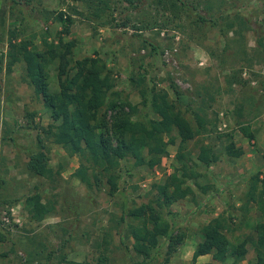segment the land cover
<instances>
[{"label":"rangeland","instance_id":"rangeland-1","mask_svg":"<svg viewBox=\"0 0 264 264\" xmlns=\"http://www.w3.org/2000/svg\"><path fill=\"white\" fill-rule=\"evenodd\" d=\"M39 2L40 9L45 5L72 14L74 20L65 40L76 41L74 59L97 56L106 65L114 81L107 104L110 99H119L141 111L146 108L148 91L155 87L180 101L184 115L194 127L190 111L202 106L207 123L205 130L183 145L173 131L175 142L168 144L167 153L159 162L137 166L126 157L108 173L96 167L98 179L90 177L88 186L74 175L85 159L70 155L66 147L44 137L41 128L52 123V119L29 84L24 64L16 63L7 70L3 58L0 264H20L27 259L31 264H68L72 260L92 264H162L167 240L160 239L162 247L157 255L136 251L130 230L140 228L141 222L125 213L154 201L153 184L162 182L180 166L176 159L180 151L190 156L187 164L196 177L195 182L188 180L193 189L190 196L161 209L174 232L185 235L169 264H191L193 250L202 240L201 227L215 218L220 219L222 231L231 243L247 241V252L239 261L230 257L223 262L206 254L199 256L196 264H259L254 243L261 233L260 224H264V210L258 203L247 202V192L254 176L259 179L258 186H264V0H176L191 10H171L167 4L163 8L157 0H143L137 6L112 0L110 7L116 8L103 25L95 22L92 12L80 0ZM197 3V8L192 9ZM11 4L12 0H0L1 56L8 48V30L20 24L18 9L22 6L11 9ZM30 5L23 6L27 15L25 36L34 34V43L41 48L43 29L49 28L55 34L61 24L39 19L33 22ZM74 9L82 14H75ZM37 14L34 12V17ZM148 21L164 25L147 24ZM254 26H259L257 31ZM143 39L154 43L158 52H150ZM57 64L55 60L48 67L52 92L59 89ZM132 77H143L144 83L137 84ZM170 83L176 86L178 95ZM115 92L118 95L113 96ZM150 115L155 116L152 112ZM132 118L139 119L140 115L133 114ZM246 126L254 138L244 135L242 129ZM38 135L53 170L50 177L33 175L26 166L28 149H39ZM230 142L243 149L241 156L232 157L225 152ZM202 145L218 155L215 162L206 165L197 160ZM29 197L33 199L31 206ZM37 205L48 209L40 220L30 215L31 208Z\"/></svg>","mask_w":264,"mask_h":264},{"label":"trees","instance_id":"trees-1","mask_svg":"<svg viewBox=\"0 0 264 264\" xmlns=\"http://www.w3.org/2000/svg\"><path fill=\"white\" fill-rule=\"evenodd\" d=\"M39 1L38 3H40ZM142 1L120 0V2L136 6ZM22 2L26 5L36 2V5H30L29 16L31 15L33 22L39 19L44 23L51 20L61 24V29L55 34L49 28L43 29L41 48L35 45L34 34L25 36L24 25L27 15L23 13L26 11L23 10ZM80 2L84 3L87 9L92 12L95 22L99 25L106 24L108 16H111L116 8L110 7L112 0H80ZM157 2L163 5V8H166L167 4V9L171 10L174 8L181 10L182 7L190 8L186 4L179 5L176 0H157ZM198 4L200 3L193 5L192 9L195 10ZM17 5L22 6L21 9H18L20 24L8 30V48L6 53L0 55V66L3 58L7 70H10L16 63L24 64L29 84L41 97L52 119V123L41 128L44 137L66 147L70 155L76 154L85 159L80 162L74 175L86 185L91 186L90 177L98 179L97 174L94 173L96 167H100L108 173L119 165L120 159L126 157L132 158L137 166H143L148 162L150 164L159 162L161 157L167 153L168 144L175 142L173 131L177 133L180 143L183 145L205 130L207 119L203 115L202 106L199 107V110L190 111L196 123L194 127L184 115L180 101L171 98L165 91H158L155 87L148 91L145 101L146 108L141 111H138L135 105L119 99H110L107 104V95L114 87V81L106 65L97 56L74 59L73 49L76 46V41L74 39L65 40V37L70 34L74 20L72 14L45 5H42L43 7L40 9L37 0H22L21 2L12 0L10 8L15 9ZM132 7L135 8L133 5ZM106 10H108L107 15H105ZM34 12H39V14L34 17ZM74 12L82 14L79 9H74ZM198 18L195 19L196 22L199 20ZM146 23L155 26L164 25L157 21ZM252 28L257 31L259 26ZM142 42L150 46V52H158V47L154 43L146 42L145 39ZM258 43L261 45V40ZM55 60L58 61L59 89L57 92H52L49 89L48 67ZM131 79L137 84L144 83L143 77L139 79L132 77ZM240 82L246 83V81ZM170 86L178 95L176 86L173 83H170ZM112 94L113 96L118 95L117 92ZM125 107L128 108V111L124 110ZM150 112L155 116H151ZM136 113L140 115V118L134 120L132 115ZM242 131L249 139L254 138V133L249 127H243ZM40 139V135H38L39 142ZM44 148L41 141L37 151L28 149L29 158L26 166L33 175L50 177L53 170L48 165ZM225 152L229 156L239 157L243 153V149L236 147L234 142H230L225 146ZM176 159L180 166L175 167L173 172L167 175L162 182L153 184L152 188L156 192L154 201L127 209L125 213V215L141 222L140 228L131 227L130 230L134 240L133 247L136 251L145 254L153 252V255H157L162 247L160 239L167 240L166 255L162 264H169L172 254L185 235L174 232V228L162 216L161 209L169 208L180 199L190 196L193 189L188 180L196 177L192 172V167L187 164L190 156L186 152H178ZM217 159L218 155L209 146L202 145L200 147L197 154L198 161L209 165ZM90 167L93 169H91L92 171H89ZM258 181L259 179L254 176L251 190L247 192V202L258 203L260 209L264 210V186L259 187ZM28 204L30 206L33 204L32 197L28 198ZM47 212L48 209L44 205H37L31 208L30 215L33 219L40 220ZM260 228L261 233L254 246L258 263L263 264L264 224H260ZM222 229L223 226L219 218H215L201 227L202 240L196 244L193 250L191 264H196L197 258L206 254H212L213 259L220 262L230 257L234 261H239L245 256L247 241L241 240L233 244L226 238ZM67 263L92 264L87 260H72ZM20 264H31V260L27 259ZM141 264H145V262Z\"/></svg>","mask_w":264,"mask_h":264}]
</instances>
